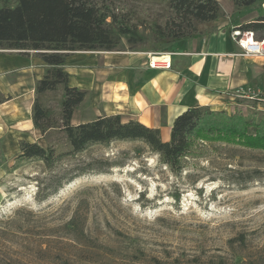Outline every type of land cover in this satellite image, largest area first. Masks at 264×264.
Instances as JSON below:
<instances>
[{
  "label": "rangeland",
  "instance_id": "obj_1",
  "mask_svg": "<svg viewBox=\"0 0 264 264\" xmlns=\"http://www.w3.org/2000/svg\"><path fill=\"white\" fill-rule=\"evenodd\" d=\"M94 1L118 18L107 26L116 42L110 51L156 52L168 42V0ZM15 4L0 0V8ZM82 51L89 50L74 52ZM62 96L61 85L38 96L50 126L59 125ZM262 106L228 114L258 121ZM11 130L0 137V264H264L263 151L202 144L175 176L140 143L113 142L90 145L47 170L16 160L19 143L61 151L63 134L52 128L44 139ZM80 169L86 172L67 183ZM57 180L61 188L41 202Z\"/></svg>",
  "mask_w": 264,
  "mask_h": 264
},
{
  "label": "trees",
  "instance_id": "obj_2",
  "mask_svg": "<svg viewBox=\"0 0 264 264\" xmlns=\"http://www.w3.org/2000/svg\"><path fill=\"white\" fill-rule=\"evenodd\" d=\"M230 1L236 11H241L261 0ZM167 5L173 17L168 23L169 33L162 36L168 37V42L192 36L198 25L213 22L222 15L216 0H168ZM113 23L117 24L118 18L111 7L94 0H16L14 6L0 8V49L18 50L24 56L32 51L48 68L35 86L31 110L33 127L44 139L48 130H59L67 147L58 151L50 143L43 148L37 143L22 141L16 160L39 161L47 170H52L63 158L74 157L90 145L136 142L156 155L159 163L172 174L179 176L186 161L198 156L197 148L202 144L224 143L264 152V117L257 121L255 115L243 117L241 113L214 112L200 107L188 109L174 119L167 142L161 140L159 130L136 121L122 123L119 115H102L90 122L71 124L85 92L68 84L69 76L63 70L65 59L69 52L76 50H114L116 42L107 29ZM118 27L125 33L121 25ZM238 30L264 39V13L240 25ZM59 85L63 87V96L59 125L55 127L49 125L47 111L38 95L54 92ZM84 172L80 169L66 182ZM61 186L58 180L49 184V194L39 200H46Z\"/></svg>",
  "mask_w": 264,
  "mask_h": 264
},
{
  "label": "crops",
  "instance_id": "obj_3",
  "mask_svg": "<svg viewBox=\"0 0 264 264\" xmlns=\"http://www.w3.org/2000/svg\"><path fill=\"white\" fill-rule=\"evenodd\" d=\"M229 1L217 0L220 18L198 25L190 37L166 41L160 51L73 52L63 70L68 84L85 92V98L78 106L82 119H76L75 109L71 124L119 115L122 123L136 121L159 130L167 142L174 119L188 109L230 113L248 103L264 108V57L246 55L231 35L264 13V2L236 11ZM2 51L0 137L9 129L37 136L31 120L34 90L48 68L33 53ZM155 54L170 58V69L148 68V55Z\"/></svg>",
  "mask_w": 264,
  "mask_h": 264
},
{
  "label": "built area",
  "instance_id": "obj_4",
  "mask_svg": "<svg viewBox=\"0 0 264 264\" xmlns=\"http://www.w3.org/2000/svg\"><path fill=\"white\" fill-rule=\"evenodd\" d=\"M232 39L246 55L264 57V39H256L252 32L232 31ZM147 67L156 70H167L171 67L170 58L164 55H148Z\"/></svg>",
  "mask_w": 264,
  "mask_h": 264
},
{
  "label": "water",
  "instance_id": "obj_5",
  "mask_svg": "<svg viewBox=\"0 0 264 264\" xmlns=\"http://www.w3.org/2000/svg\"><path fill=\"white\" fill-rule=\"evenodd\" d=\"M217 1V0H216Z\"/></svg>",
  "mask_w": 264,
  "mask_h": 264
}]
</instances>
